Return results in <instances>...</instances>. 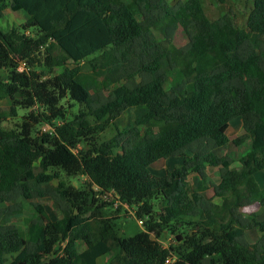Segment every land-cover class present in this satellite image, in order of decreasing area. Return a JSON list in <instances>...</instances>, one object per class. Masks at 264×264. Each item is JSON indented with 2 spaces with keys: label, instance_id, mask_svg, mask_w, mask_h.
Here are the masks:
<instances>
[{
  "label": "trees",
  "instance_id": "16d2710c",
  "mask_svg": "<svg viewBox=\"0 0 264 264\" xmlns=\"http://www.w3.org/2000/svg\"><path fill=\"white\" fill-rule=\"evenodd\" d=\"M10 9L27 19L0 27V70L10 75L0 100L43 111L0 126V264H99L105 256L106 264H264V220L240 211L264 207L255 179L264 170V0H253L245 27L228 14L209 19L200 0H10ZM178 29L187 39L181 46L172 42ZM48 39L69 62L63 71L45 79L17 71L18 61H37ZM44 61L60 63L50 54ZM127 109L133 125L95 142ZM236 118L243 133L230 139ZM39 124L52 131L38 132ZM246 141L236 167L215 153ZM173 157L179 167L152 174L156 162ZM209 167L218 183L208 181ZM53 169L84 175L87 187L52 184ZM94 187L137 206L143 230L118 236ZM40 198H50L61 217L52 220ZM19 199L32 205L25 228L12 221L23 209ZM179 226L191 232L182 236ZM253 228L262 234L249 242L245 231ZM165 230L180 247L158 242Z\"/></svg>",
  "mask_w": 264,
  "mask_h": 264
},
{
  "label": "rangeland",
  "instance_id": "374dc122",
  "mask_svg": "<svg viewBox=\"0 0 264 264\" xmlns=\"http://www.w3.org/2000/svg\"><path fill=\"white\" fill-rule=\"evenodd\" d=\"M170 4H173L177 1H185V0H168ZM203 11L206 16L213 20L224 14H228L232 17L233 21L238 27H245L248 15L253 7V0H200ZM0 7L2 9V17L0 18V27L3 30H8L11 28H18L21 24L25 22L27 19V15L23 11L14 12L10 9V0H1ZM27 35L34 36L36 34L35 30H27ZM26 33V32H25ZM157 40L159 44L163 48L168 47V43L161 36L159 32H155ZM51 39H48L43 47H41L36 52L37 61L31 64L26 62V69H23L19 72H25L26 74H30V72L34 71L37 73L42 79H45L51 75L58 74L63 71L65 64H69V62H65L62 58V54L58 47L51 43ZM187 41L184 32L181 29H178L173 37V44L176 46H181ZM45 48H49L50 53L45 51ZM48 54L52 55L57 62L60 61L58 65L50 68L45 64V58ZM18 71V70H17ZM187 74V72H186ZM9 70L3 69L0 70V82L2 84H9ZM172 81V77L169 79ZM14 99L22 101V96L20 92H17ZM77 105L73 108V110L68 109L69 114L77 111ZM37 109L39 112L43 111V107H38L35 105L30 109H24L17 104L13 98H3L0 100V126L4 129H10L20 123L22 116L26 115L29 110ZM54 123H60L59 120H53ZM133 125V112L131 109L125 110L121 116L114 120L112 124H110L105 130L95 134L94 141L95 142H103L111 138L118 131L127 129ZM243 123L241 118H236L232 120L229 124V127L226 130V134L230 139H233L240 134L243 133ZM36 130L38 132H50L52 131V127L49 124H39L36 126ZM84 145V142H79L77 148L80 149ZM249 150V142L246 141L240 146H234L232 143L229 144L228 148L225 150H216L215 153L217 155L228 154L233 159V167L239 165V158L244 155ZM181 164V158L173 157L168 159H161L156 162L151 168V172L154 175H165L169 171L179 167ZM50 174L55 175L52 179V184H57L58 182H64L67 185H71L77 189H84L87 187V178L84 175H76V176H68L64 172L59 169H53L49 171ZM208 181H211L213 184L219 182V173L216 168L209 167L207 169ZM257 182L260 186L264 188V171L257 173L256 177ZM93 191L96 192V198H98V203H102L105 206L102 209V212L105 216L110 217L111 223L113 225L114 231L120 237H129L132 236L139 231L143 230V223H139L140 219H144L143 217L138 216L137 214V206L133 204H127L119 200L117 195L113 192H103L98 194V190L93 188ZM208 194H211V190L207 191ZM216 205H220L221 199L214 198L213 199ZM23 205L22 212L16 214L12 217L13 223L18 225L21 228H25V219L30 217L33 213L32 205L29 201L24 199H19ZM44 205L46 212L50 216L52 220L61 217V212L54 206L53 201L50 198H40L36 200ZM3 205V204H2ZM157 207H160L156 204ZM242 214L249 217H255L258 220H264V207L259 203H254L251 206H246L240 209ZM192 227L189 226H179L177 232L184 236L191 232ZM216 229V227H215ZM248 231V230H247ZM259 234L257 229H252L248 231L249 240L254 239ZM176 233H171L165 230L158 238V242L164 247H180V243H177L175 239ZM248 239V238H247ZM64 246L63 243L60 244V248ZM79 249L82 248V243L78 244ZM174 257H176V253H173ZM208 258H204L202 264H206L208 262ZM107 257L99 258V264H106Z\"/></svg>",
  "mask_w": 264,
  "mask_h": 264
},
{
  "label": "crops",
  "instance_id": "0c3cea01",
  "mask_svg": "<svg viewBox=\"0 0 264 264\" xmlns=\"http://www.w3.org/2000/svg\"><path fill=\"white\" fill-rule=\"evenodd\" d=\"M262 171H264V170H262ZM259 172H261V171H259ZM259 172H257V173H259ZM257 173L255 174V179H256V177H257ZM257 181V180H256ZM258 183V182H257ZM258 185H259V183H258ZM259 187L260 188H262L263 189V187L262 186H260L259 185ZM251 206V205H250ZM244 215V214H243ZM254 229H257L258 230V232H259V234L257 235V237H255L254 239H251V240H249V236H248V231H250V230H252V229H250V230H246L245 231V237H246V239L249 241V242H253V241H255V240H257L259 237H260V235L262 234L260 231H259V229L258 228H254ZM98 263H99V259H98Z\"/></svg>",
  "mask_w": 264,
  "mask_h": 264
},
{
  "label": "built area",
  "instance_id": "2783aa9c",
  "mask_svg": "<svg viewBox=\"0 0 264 264\" xmlns=\"http://www.w3.org/2000/svg\"><path fill=\"white\" fill-rule=\"evenodd\" d=\"M28 32H26L27 34ZM18 71H21L23 69H26V62L25 61H18V64H17V68H16ZM23 72V71H22ZM139 223H142V221L140 220Z\"/></svg>",
  "mask_w": 264,
  "mask_h": 264
}]
</instances>
